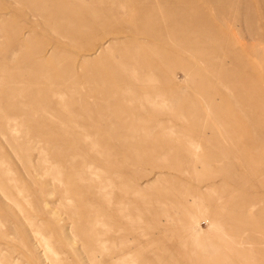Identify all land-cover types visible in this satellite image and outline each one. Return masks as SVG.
<instances>
[{"label":"rangeland","instance_id":"obj_1","mask_svg":"<svg viewBox=\"0 0 264 264\" xmlns=\"http://www.w3.org/2000/svg\"><path fill=\"white\" fill-rule=\"evenodd\" d=\"M41 1L0 0V264H264V0Z\"/></svg>","mask_w":264,"mask_h":264},{"label":"bare ground","instance_id":"obj_2","mask_svg":"<svg viewBox=\"0 0 264 264\" xmlns=\"http://www.w3.org/2000/svg\"><path fill=\"white\" fill-rule=\"evenodd\" d=\"M38 3V2H37ZM40 5H43V7H41V9L39 8V5H36V8L38 7V9H39V11L40 10H44V9H53V11H54V20L55 21H68L70 18H74V17H71V13L69 12V10H68V6L65 4V3H63V2H60V1H58V2H54V1H52V2H50V0H42L41 2H40ZM38 11V12H39ZM75 13V12H74ZM73 13V15H75ZM35 16H38V15H40L43 19H47V17L45 16V15H42V14H34ZM104 16V15H103ZM105 17V16H104ZM72 22H75V20L73 19V20H71ZM76 23V22H75ZM110 33V32H109ZM114 61H121V59L119 60H114ZM124 61V60H123ZM123 61H121V62H123ZM121 62H120V65H121ZM126 62V61H125ZM116 63V62H115ZM124 63V62H123ZM128 62H126V64H127ZM119 64L117 63V66L116 65H108L107 67H104V68H102L103 70H101V73L103 72V73H105V74H108V75H110L111 77H117V79H119V80H125V79H132L133 80V78L135 77L134 76V73H133V71L130 69V64L127 66H118ZM124 65V64H123ZM98 69H99V67H98ZM99 74V73H98ZM175 84H176V82H174ZM177 85V84H176ZM128 89V91H131V87H128L127 88ZM145 157V156H144ZM147 157V156H146ZM138 160H140L141 162H144V163H150V162H152L150 159H144V161L143 160H141V159H138ZM104 177V176H103ZM197 222H198V217L197 216H195V215H193L192 216V219H191V223H192V225L194 226V229H195V225L197 224ZM192 226V227H193ZM189 228H191V227H189ZM194 229H193V232L195 233V231H194ZM193 232H192V234H193ZM196 234V233H195ZM198 237V236H197ZM195 239V238H194ZM197 239V238H196ZM196 239H195V242H196ZM158 240V239H157ZM198 240V239H197ZM198 242H200V241H198ZM203 243V242H202ZM201 243V244H202ZM206 243V244H205ZM205 243H203L205 246H206V248L209 246L208 244H207V242H205ZM211 243V242H210ZM197 244V243H196ZM243 250V249H242ZM156 251V250H155ZM99 255V254H98Z\"/></svg>","mask_w":264,"mask_h":264}]
</instances>
